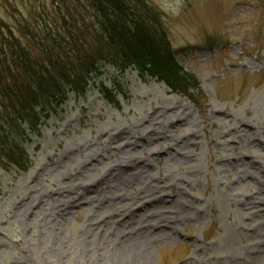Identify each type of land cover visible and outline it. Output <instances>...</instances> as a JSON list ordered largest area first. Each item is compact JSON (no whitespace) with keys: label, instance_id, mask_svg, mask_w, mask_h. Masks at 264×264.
<instances>
[{"label":"rangeland","instance_id":"1","mask_svg":"<svg viewBox=\"0 0 264 264\" xmlns=\"http://www.w3.org/2000/svg\"><path fill=\"white\" fill-rule=\"evenodd\" d=\"M147 1L185 92L105 66L26 129L0 264H264V0Z\"/></svg>","mask_w":264,"mask_h":264},{"label":"trees","instance_id":"2","mask_svg":"<svg viewBox=\"0 0 264 264\" xmlns=\"http://www.w3.org/2000/svg\"><path fill=\"white\" fill-rule=\"evenodd\" d=\"M3 1L12 22L0 18V164L24 169L26 129L69 91L83 94L102 67H134L185 92L190 77L147 0H19L22 9Z\"/></svg>","mask_w":264,"mask_h":264}]
</instances>
